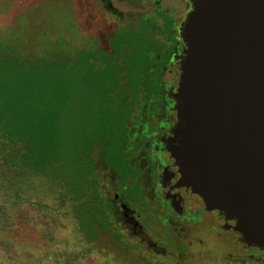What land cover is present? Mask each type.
Wrapping results in <instances>:
<instances>
[{
    "label": "flooded vegetation",
    "instance_id": "af4514ba",
    "mask_svg": "<svg viewBox=\"0 0 264 264\" xmlns=\"http://www.w3.org/2000/svg\"><path fill=\"white\" fill-rule=\"evenodd\" d=\"M84 6V50L113 54L129 78L128 115L100 174L107 202L101 229L113 227L116 244L161 264H193L189 259L219 257V247L237 253L239 264H264V248L249 245L234 221L209 209L180 182L169 151L177 121V89L184 57L182 23L190 0H71ZM73 4V5H74ZM226 252V250H224Z\"/></svg>",
    "mask_w": 264,
    "mask_h": 264
},
{
    "label": "trees",
    "instance_id": "16d2710c",
    "mask_svg": "<svg viewBox=\"0 0 264 264\" xmlns=\"http://www.w3.org/2000/svg\"><path fill=\"white\" fill-rule=\"evenodd\" d=\"M84 48L73 49L68 37L40 48L0 34V234L13 226L31 178L43 172L60 182L62 203L79 212L89 239L93 224L107 217L102 160L128 119L122 95L129 77L116 49L97 52V62Z\"/></svg>",
    "mask_w": 264,
    "mask_h": 264
},
{
    "label": "water",
    "instance_id": "95a60500",
    "mask_svg": "<svg viewBox=\"0 0 264 264\" xmlns=\"http://www.w3.org/2000/svg\"><path fill=\"white\" fill-rule=\"evenodd\" d=\"M169 151L180 182L264 248V0H190Z\"/></svg>",
    "mask_w": 264,
    "mask_h": 264
},
{
    "label": "rangeland",
    "instance_id": "374dc122",
    "mask_svg": "<svg viewBox=\"0 0 264 264\" xmlns=\"http://www.w3.org/2000/svg\"><path fill=\"white\" fill-rule=\"evenodd\" d=\"M73 4L71 0H0V34L18 35L40 48L49 39L68 37L73 49H79L85 44L88 26L84 19H72L73 11H85L83 5ZM26 191L13 226L0 234V264H156L154 258L116 244L112 226L101 229L95 222L96 236L89 239L79 212L62 203L61 184L52 181L49 173L33 176ZM217 250L219 257L202 256L187 262L239 264L235 251L228 256L230 249ZM161 264L176 262L171 259Z\"/></svg>",
    "mask_w": 264,
    "mask_h": 264
}]
</instances>
